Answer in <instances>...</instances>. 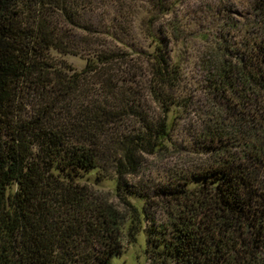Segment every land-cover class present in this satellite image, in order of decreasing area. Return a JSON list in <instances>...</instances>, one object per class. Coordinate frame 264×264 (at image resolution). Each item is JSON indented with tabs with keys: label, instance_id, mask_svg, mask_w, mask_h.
I'll return each instance as SVG.
<instances>
[{
	"label": "trees",
	"instance_id": "16d2710c",
	"mask_svg": "<svg viewBox=\"0 0 264 264\" xmlns=\"http://www.w3.org/2000/svg\"><path fill=\"white\" fill-rule=\"evenodd\" d=\"M96 4L0 0V264H109L140 230L156 262L264 264V0L254 2L250 48L226 50L234 59L209 78L222 101L208 132L218 159L169 186L158 228L144 227L148 201L139 206L121 181L168 148L179 68L153 38L145 76L116 34L97 38ZM52 52L86 65L73 70ZM111 178L124 211L95 188Z\"/></svg>",
	"mask_w": 264,
	"mask_h": 264
},
{
	"label": "rangeland",
	"instance_id": "374dc122",
	"mask_svg": "<svg viewBox=\"0 0 264 264\" xmlns=\"http://www.w3.org/2000/svg\"><path fill=\"white\" fill-rule=\"evenodd\" d=\"M152 2L97 0L90 24L100 40L109 41V31L123 40L133 50L130 57L133 64L137 63L145 76H149L153 38L161 44L170 63H176L179 68L178 84L171 92L176 104L171 106L169 113L172 125L168 148L143 155L137 173L121 181L126 188L137 191V195L128 197L139 206L148 201L144 205L148 215L144 227L151 224L158 228L167 222L168 208L165 210L162 200L169 186H181L188 175L205 170L218 159L208 148V132L212 128L210 121L221 112L222 101L212 92L209 78L221 76L217 74L221 59H234L228 51L244 53L250 48L255 36L251 32L255 0H163L167 13L150 10ZM152 16L155 18L148 31L147 24ZM52 54L54 59L65 61L73 70L80 71L86 65V58L81 54ZM145 81L147 85V78ZM140 86V94H145L143 102L152 113H159V106L147 94L146 87ZM114 187L113 178L104 179L95 186L123 210ZM122 243V252L112 256L109 264H164L156 262L150 256L151 251L147 252L145 230L139 231L135 242L127 241L124 236Z\"/></svg>",
	"mask_w": 264,
	"mask_h": 264
}]
</instances>
